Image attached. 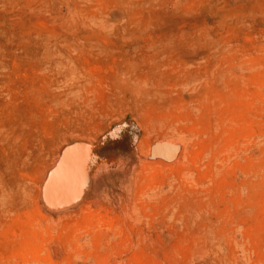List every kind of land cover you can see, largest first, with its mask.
<instances>
[{"label":"rangeland","instance_id":"374dc122","mask_svg":"<svg viewBox=\"0 0 264 264\" xmlns=\"http://www.w3.org/2000/svg\"><path fill=\"white\" fill-rule=\"evenodd\" d=\"M0 264H264V0H0Z\"/></svg>","mask_w":264,"mask_h":264},{"label":"bare ground","instance_id":"6f19581e","mask_svg":"<svg viewBox=\"0 0 264 264\" xmlns=\"http://www.w3.org/2000/svg\"><path fill=\"white\" fill-rule=\"evenodd\" d=\"M230 72V71H229ZM162 145H163V148L165 149V150H167V151H169V152H171V151H175L176 149H175V146L173 145H170V144H168V143H161ZM160 146V145H159ZM172 153V152H171ZM226 167V166H225Z\"/></svg>","mask_w":264,"mask_h":264}]
</instances>
